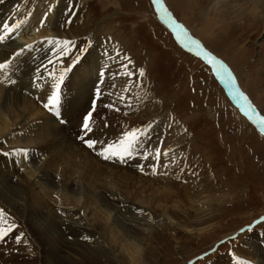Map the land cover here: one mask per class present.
Instances as JSON below:
<instances>
[{
    "label": "rangeland",
    "instance_id": "rangeland-1",
    "mask_svg": "<svg viewBox=\"0 0 264 264\" xmlns=\"http://www.w3.org/2000/svg\"><path fill=\"white\" fill-rule=\"evenodd\" d=\"M47 1L42 6L49 15L50 30L54 35H49L48 31L42 30L41 37L71 39L76 42L77 47L81 50L77 53L81 56L79 63L71 67L65 81L67 94L64 103L61 105L63 117L68 122L66 125L60 124L52 114L47 113L38 104L33 95L28 94L29 92L36 94L35 89H39L42 91L39 96L44 98L51 92L50 84L52 81L45 79L38 87L34 83V78L38 75L32 74L36 68L34 71L28 70L27 73H21L22 66L28 61L26 57L13 60L14 65H12L11 73L4 70L0 71V112L9 120L16 121L15 119L20 116L25 117V121L21 122L25 123L27 119H30L28 115L35 113V111L33 112V105L39 106L41 113L42 111L45 112L54 122L56 120L59 125L58 127L55 124L56 137L58 139L66 137L65 141L72 145V150L70 145V149L67 148L68 146L62 147L57 138H49L52 141H46L47 135L43 132L44 127L36 122L31 124L26 122L22 127L15 125L14 128L12 127L5 132L1 131L0 126V141H6L0 144V208H4L14 218L19 225L18 231L25 233L28 237H25V240L18 244L14 239L16 233H13L5 242H2L5 243L3 250L9 251L8 246L25 249L33 241L34 245H38L40 254L45 255L44 245L40 243L46 238H51L50 243L53 246L58 244L62 247V242L72 246V248L63 250L64 257L61 258L63 261L57 259L56 254L51 256L52 259H49L52 260V264H61V261L62 264H65L66 261L75 264H189L190 261L192 264H260V261L264 260L262 254L260 256L257 254L256 258L250 259V257L242 254V251H244L243 247L248 239H253L254 236H256L254 239L256 244L259 242L258 238L264 240V221L261 220V217H264V134L260 132L255 122H250L251 120L241 112L238 105L231 99L220 77L215 75L212 65L191 53L179 42L171 28L163 23L152 4V0ZM202 2H206V0H202L201 5ZM164 3L195 38L199 39L213 54L225 61L236 77L237 85L241 91L248 96L260 115H264V22L260 24L259 22L256 24L254 22L242 23L240 27L235 26L234 28L239 29L229 30L223 37L213 26V19L219 17L223 13V9L218 10L216 14H206L205 11L201 10L203 7L198 5V0H173V7L168 0H164ZM41 4L42 0H0V24L14 22L25 17H28L29 20L28 14L37 15ZM73 5H75V12L71 15L72 22L67 23ZM184 5L185 7H182ZM49 8H52L51 12H49ZM25 26L28 27V25ZM9 41L0 44L3 45ZM42 47L40 56L44 57L39 59V66L37 67L42 68L41 71L43 70L42 66L47 64L48 58L52 57V52L48 48L49 44ZM84 48H88L89 51L84 53L82 51ZM15 50L16 53L18 49ZM13 56L14 53L11 57L13 58ZM84 58L93 61V63H98V60H101L98 66L99 73L97 71L94 73L93 82L88 84L85 90L80 77L88 72L91 65L81 63L86 62ZM126 58L132 59L131 67L134 66L133 71L137 73V76H139V69L143 68L145 70L143 76H146L151 83L153 92L150 104L152 103L155 109L150 113V116L153 119L154 127L163 115H167V123H180L179 129L168 133L167 146L171 150L177 149L178 155L183 153L182 148L185 147V155L188 151L190 152V159L188 157L187 160L190 163L185 168H178V172L174 173L185 171L186 176L190 178L191 172H198V180L193 181L196 189L194 192L191 190V194H195L196 190L199 192L208 190L210 187L205 184L207 179L209 182L210 180L213 182L215 189L214 191L211 190L210 195L199 199L196 204L191 202L190 189L187 190L189 185L186 186L185 179H182V183L179 182L180 184L177 185L172 183L170 186L171 188L173 186L175 191L178 190V196L153 198L156 201L154 202L150 196L154 197L156 193H151V195L150 192L135 184L133 185V180L136 179L126 183L124 178L122 179L124 177L122 175L120 176L121 179L119 177L120 180L117 178L114 180L110 176H102L99 186L96 187L94 186L98 184L96 180L90 182L87 178L82 179L80 177L83 186L85 185L88 190L83 187L81 194L76 191L77 197L81 196L83 200L87 194L88 198L85 199L91 208L85 212L81 207L79 212L80 208L76 205L78 202L70 201L69 195L65 194L61 200L69 205H75L73 207L75 210L69 211L71 216H68L67 212L56 208L54 205L56 200H53V195L47 196L41 187L37 188L34 185L37 179H32L36 174H31L28 167L24 171V167L30 165L29 167L33 166L34 169H37L38 165L30 153L39 155L38 160H42V166H45V170L48 167L51 173L55 177L57 176L58 179L56 180L61 178L63 183L66 177L59 176L72 161L79 162V164L77 163L78 173L74 170L77 175L84 171L80 169L83 168L81 162L84 160H87V163H92V161L102 159L96 158L99 156L78 140L77 136L84 133L77 128L83 113L90 106L93 89L99 77L105 78L103 83H109L110 80L114 82L115 80L116 76L112 75L114 71L110 68V71L107 69L106 73L104 67H101V63H107L110 59L109 63L113 64L112 66L120 67V64L126 62ZM8 59L0 47V62ZM73 59L75 56L66 57L63 66H72ZM60 67L57 65L58 69ZM78 68L84 69V71H79ZM43 75L47 77L46 72H43ZM9 79L15 80V83L9 84ZM135 81L136 83L133 85L125 83L124 87L115 88V85L111 90H107L104 87L105 84L101 85L99 107L92 120L94 135L96 136H93L94 138L103 140L100 137V132L95 130V126L99 125L101 120L108 117L111 119L110 116H113V112L117 114L118 119L122 115H129L120 108V111H114L107 107V105L112 104L113 100L118 107L129 104L128 108L133 109L139 105L138 102L147 101L146 96L142 97L144 93L146 94L142 85L144 77H139V86L138 80L135 79ZM76 85L78 90L84 91L82 100L77 98V90L74 88ZM124 88L127 91L123 95L128 97V100L120 101L114 93L120 92ZM22 99L25 100L22 101L23 103L21 102ZM13 112L17 116H13ZM135 112L136 110L133 113ZM108 122L105 123L109 124ZM141 124H143L142 120L136 118L133 123L128 122L127 126L132 128ZM123 129L128 128L125 126ZM103 130L104 127L101 128V132ZM64 132L65 134H63ZM156 132L157 129L154 130V135ZM118 136V133L114 134L110 140ZM49 137H52L51 134ZM107 140L109 139L107 138ZM164 140L165 136L157 138L158 143ZM39 142L42 144L40 145ZM177 145H181V151ZM14 148H28L30 150L29 158L25 159L19 155L7 154ZM157 148L162 149L161 147ZM64 150L68 152L65 151L63 154ZM80 150H88V153L84 151L85 156L83 151L84 155L80 153ZM55 152L60 153L58 154L59 157ZM51 153L52 155H50ZM78 154H81L79 155V158L81 156L80 159L76 158ZM49 158L51 161L55 160L49 164ZM170 159L167 156L162 161L167 162ZM179 160L180 158L177 157V162ZM21 162L23 164L25 162L24 166ZM111 163L114 164L115 171L113 173L119 170L116 175L125 173L126 176V173L130 174L128 169L133 165L137 169L134 160L121 165L112 161ZM139 174L141 175V172ZM168 175L166 174V176ZM151 180L154 178L152 177ZM138 181L137 183L143 184L142 181ZM42 183H46L44 179ZM45 187L47 189L52 188L54 191L57 190L51 184L46 183ZM97 188L98 192L104 189L103 192L117 193L124 199L119 204H117V200L114 202V204L119 205L118 212H116L117 209H112L111 216H102L100 221L91 219L89 215L93 210H100V193L98 194ZM26 190L29 193H26ZM16 199L17 202L14 207L13 202ZM158 200L164 201L161 202L162 207L157 205L160 203ZM20 203H22L21 206H31L39 210L42 216L28 218L25 212L18 209ZM174 203L180 204L181 207L178 206L179 209L173 208ZM171 207L177 214L171 213L174 222L169 221L162 213V209ZM50 210H54L51 211L54 213H48ZM50 214L54 217L51 218ZM85 214L89 216L87 217ZM79 215L86 220L81 218L76 224L79 225L80 223L79 226L91 228L90 231L84 230L81 233H76L63 223L65 218L78 219ZM257 221L260 222L257 223ZM128 226L135 227V231L133 228L128 229ZM241 229L244 231L241 232ZM217 244L219 245L216 250L206 256H201L202 253L211 251ZM16 250H14V254L17 255L18 249ZM16 261L21 262L18 257L8 262L14 263ZM3 262H7V260H2L0 255V264Z\"/></svg>",
    "mask_w": 264,
    "mask_h": 264
},
{
    "label": "bare ground",
    "instance_id": "bare-ground-1",
    "mask_svg": "<svg viewBox=\"0 0 264 264\" xmlns=\"http://www.w3.org/2000/svg\"><path fill=\"white\" fill-rule=\"evenodd\" d=\"M170 1V4L172 6L173 3V0H168ZM201 1L202 0H198V5L200 7H203L201 10L202 11H205V13L209 14V13H213V14H216L218 10L220 9H223L224 11H222L223 13L219 16V17H213L214 19V22H213V26L215 28H217L216 30L218 32H220L223 37L225 35L226 32H228L229 30L232 31V30H237L239 28H235V26H238L240 27L242 25V23L246 24V23H252L254 22V24H256L257 22H259V24L261 22H264V0H206V2H202V5H201ZM204 1V0H203ZM48 1L47 0H42V4L39 5V8H38V13L37 15H31L29 18L34 20H28L29 23H27L26 25H28V27H26L25 25L21 28L20 30V36L17 40H10L8 43H5V44H0V47L5 55V57L8 59L11 57V55L13 53H15V49H19L21 46H23L24 44H29V43H33V42H37V41H43L44 38L41 37V34H42V30L44 31H48L49 32V35H54L52 34L51 30H50V26L51 24L49 23V20L46 22V25L45 27L41 28L40 31H36V28L39 27V21L40 19L44 16V14L46 13V11L44 10V7L42 6L44 3H47ZM177 2V1H176ZM191 2V1H190ZM192 3V2H191ZM13 4H15V1H13ZM176 4V3H175ZM193 5V4H192ZM195 5V4H194ZM174 6V5H173ZM172 6V7H173ZM167 7V6H166ZM182 7H185L182 6ZM194 7V6H193ZM188 8V7H186ZM196 8V7H195ZM199 8V7H198ZM197 8V9H198ZM175 9V8H173ZM184 9V8H183ZM10 11V10H9ZM9 13V12H8ZM262 25V24H261ZM213 27V28H214ZM52 29V28H51ZM48 34V33H47ZM229 34H232V33H229ZM55 35L57 36V34L55 33ZM217 35V33H216ZM43 36V35H42ZM48 36V35H47ZM232 36V35H230ZM229 36V38H230ZM227 37V36H226ZM231 39H233L231 37ZM239 39V38H238ZM235 40V38H234ZM228 41V40H227ZM238 41V40H237ZM236 41V42H237ZM18 42V43H16ZM180 42V41H179ZM226 42V41H225ZM232 42V41H231ZM230 42V44H231ZM235 43V42H234ZM47 43H42V44H38L36 46V48L32 49V50H28V51H25L22 55H20L18 58H22V57H26L28 58V61L27 63H25L22 68H21V73H27L28 70H31V71H34L35 68H37L39 66L38 64V61L40 58H43L44 56H40V52L42 51V46H45ZM49 49L51 48V45H49L48 47ZM240 48V47H239ZM238 50V49H237ZM240 50V49H239ZM238 53V52H237ZM236 53V54H237ZM239 54V53H238ZM243 55V54H242ZM51 56H52V53H51ZM48 57V56H46ZM50 57V56H49ZM150 59V58H149ZM84 61L86 62H81V63H86V64H90V68L88 69V72L87 73H84L81 75L80 77V80L82 82V85H83V89L85 90L88 86V84H91V82H93V75L94 73L97 71L99 73V62L101 60H98L99 62H94L89 60V59H85L84 58ZM107 61V60H106ZM105 61V62H106ZM19 62V61H18ZM17 62V63H18ZM110 59H108L107 63H104L102 64L101 63V67H104L103 69L106 71L107 73V69H112V71H114V73L116 72H122L123 69L120 68V67H116L115 66H112L110 63ZM22 63V62H21ZM96 63V64H95ZM19 64V63H18ZM119 64V63H118ZM263 64V63H262ZM42 65V64H41ZM121 65V64H120ZM18 67V66H17ZM133 67L132 66V70H133ZM13 68V67H12ZM79 71H84V69H80L78 68ZM137 69V68H136ZM238 69V68H237ZM19 70V69H18ZM15 72V70H14ZM42 73L44 72V70L41 71ZM35 71L32 73L34 74ZM102 75V74H101ZM107 76V75H106ZM99 77V76H98ZM142 78L144 77V81H142V85H143V90L146 92V94L144 93L142 95V97H147V101L146 102H138V106L135 107L134 109L133 108H128L129 107V104H125V105H122L120 106L119 108L128 113L129 117L125 115H122L119 119H121V121H119L118 117H117V114L113 112V116H110L111 119L108 117L107 119L105 120H101L100 121V124L95 126V130L98 131V133L100 132V137H102V139L104 141H106V139H110L111 137L114 136V134H119L118 137L121 136L122 132L123 131H129L131 130L132 128H140V127H143L145 126L146 124L148 123H152L153 124V119H151V116H150V113L152 111H154L155 109V106L153 107L152 103L150 104L151 102V94H152V90H151V83L149 81V79L146 77V76H141ZM105 79V78H104ZM109 79V78H108ZM120 79H122L120 81ZM135 79H137V77H132V81L129 79V77H125L123 75H118L115 77V80L114 82H112L111 80L109 81V83H103L102 85L105 84V88L107 90H111L112 88H114V86L116 85L115 88H118V87H124L125 83L127 82L128 85H133V81H135ZM118 80V82H116ZM15 81V80H14ZM129 82H131L129 84ZM222 84L226 87V89L228 90L229 92V95L231 97V99L234 100V102L238 105L239 109L241 110L240 108V105L238 104V102L233 98L232 96V93L229 91V88L228 86L221 80ZM12 86V85H11ZM138 86H139V80H138ZM91 87V86H90ZM46 88V87H45ZM74 88H76L75 90H77V98L82 100L83 97V93L84 91L82 90H78L77 89V85L74 86ZM73 88V89H74ZM104 88V89H105ZM146 88V89H145ZM125 89V88H124ZM42 91L39 90V89H35V93L38 94V96L40 95ZM19 93V92H18ZM44 94V93H43ZM123 94H125V92H123ZM17 96V95H15ZM43 96V95H42ZM40 97V96H39ZM106 97V96H104ZM24 98V97H23ZM110 98V96H109ZM7 99V98H6ZM18 99V98H17ZM146 99V98H145ZM20 100V99H19ZM5 101V100H4ZM22 101H25L24 99L21 100ZM29 101V100H28ZM142 101V100H141ZM38 104H40V101H37ZM44 102V101H43ZM16 103H19L16 101ZM23 103V102H22ZM21 104V103H20ZM19 104V105H20ZM101 104V103H100ZM112 104H114V100L112 101ZM24 105V104H23ZM102 105V104H101ZM19 108V107H18ZM127 110V111H126ZM134 110H136L135 113ZM35 111V113L31 114V115H28V117H30V119H27L26 122H28L29 124L33 123V122H36L38 125H40L41 127H44L43 129V132L45 133L46 138L45 140H50L49 138H57L56 137V129H55V124L59 127L58 123L53 121V119L51 117H48L45 112L42 111L41 113V109L39 108V106L37 105H33V112ZM37 111V112H36ZM108 111H110V109H108ZM40 112V113H38ZM241 112L243 113V111L241 110ZM45 115H44V114ZM133 113V114H132ZM13 116H17V114H15L14 112L12 113ZM132 114V115H131ZM244 114V113H243ZM260 114V113H259ZM10 115V114H9ZM153 115V114H152ZM245 115V114H244ZM246 116V115H245ZM136 118H140L143 122V124H141L140 126H134L132 128L128 127L127 126V123H133L134 122V119ZM16 121L14 120H9L7 117H5L2 112H0V126H1V131L2 132H5V131H8L9 129H11L12 127L14 128L15 125H19V126H23L26 124L25 123H21L23 120L25 121V117H18L17 119H15ZM106 121H109L108 123L109 124H106L105 122ZM137 121H139L137 119ZM98 124V123H97ZM258 125V124H257ZM62 126V125H61ZM127 127L128 129H123L124 127ZM179 126H180V123H167V115H163V117H160L159 118V122L155 125V127L151 130L150 134L144 138V142L140 145V151H152L154 148H157V147H161L163 149V151H168V149H170L167 143L168 139V133L170 131H175L177 129H179ZM104 127V130L101 132V128ZM259 127V126H258ZM157 129V132L155 133L154 135V130ZM24 130V129H23ZM58 130V129H57ZM61 130V129H60ZM59 132V131H58ZM51 134L52 137H49V135ZM95 133V132H94ZM49 134V135H48ZM65 134V132L63 133ZM70 134V133H69ZM97 134V133H96ZM60 135V134H59ZM105 135V137H104ZM62 136V135H61ZM65 136V135H64ZM95 136V135H94ZM117 136V135H116ZM165 136V140L163 142H157V138H162ZM96 137V136H95ZM66 138V137H65ZM65 138H59L58 141L60 144H62V147L64 146H68L67 148H69V145L70 147L72 146L71 144H68L66 141H65ZM68 138V137H67ZM94 138V137H93ZM179 139V138H178ZM75 140V139H74ZM52 141V140H50ZM57 141V140H56ZM78 141V140H76ZM108 141V140H107ZM71 143V141H69ZM40 145L42 144L41 142H39ZM55 143V142H54ZM53 143V144H54ZM79 144V143H78ZM172 145V144H171ZM48 146V145H46ZM75 146V145H74ZM82 146V145H81ZM180 146L181 145H177V147H179L180 149ZM60 147V146H58ZM57 147V148H58ZM61 147V148H62ZM77 147V146H76ZM75 147V148H76ZM66 148V147H65ZM74 148V149H75ZM190 148V147H189ZM56 149V148H55ZM64 149V148H63ZM70 149V148H69ZM84 149V148H83ZM59 150V149H58ZM68 150V149H67ZM67 150H64V153L65 154V151ZM71 150H72V147H71ZM70 150V151H71ZM183 150V153L181 155H178V150L177 149H173L169 155V157L171 158L170 160H167V162H164L162 161V163L164 165H166L167 167L165 168H161L160 170V173L159 175H153L151 174V172L147 171V168L151 166V163L152 161L149 160V161H145L143 159H136L134 160V164H138L140 161L141 163L139 164H143L146 166V171L144 174L143 172H141V175L139 174V170L138 168L135 169L134 165L133 167H130V174H127L126 173V176H125V173L124 174H118V171H116V173H113L115 170H114V164L111 163V161H103V159H100V160H96V161H92V163H87L85 160L84 162H81L82 163V166L83 168H80L84 171L81 172V174H77V170H78V164L79 162L77 161H72L68 167H66L64 169V172L61 174V176L59 177H66L64 182L62 183L61 182V178L59 180H56L58 179L57 176L55 177L50 169L47 167L46 170H45V166H42V160H38V158H40L39 155H36V154H33V153H30L31 154V157L32 159L34 160V162H36V164L38 165V168L37 169H34L33 166L29 167V166H25L24 167V171L26 170V168L28 167L29 170L31 172V174H36V176L32 179H37V182L34 183V185L38 188V187H41L42 190L45 191L46 195L47 196H51L53 195V200H56L54 205L56 206L57 209L59 210H63L65 212H67L68 216H71L69 215V211H73L75 210L73 207L75 205H69L68 203H65L61 200V197L64 196L65 194H68V198L70 199V201H74V202H78V204H76L77 206H79V212L81 211V207L84 209L85 212H88V209H90L91 207L88 206L86 200L85 199L86 197L88 198V196L85 195L84 199L82 200L83 197H77V194H76V191L78 192V194L80 193L81 194V190L83 192V187L86 188V186L82 184L81 182V179L80 177L83 178H87L88 181L90 182H93L91 180H96L98 182V184H95L94 186L98 187L99 184H100V181L102 180V176L103 177H112L114 180L115 178L119 179V177L122 175L124 177H122V179L124 178V181H132L133 179H136V180H133V185H137L138 187H140L141 189H144L145 191H148L151 193H156L154 195V197L150 196L152 201H154L153 198H162V197H170V198H174L175 196H178L179 193H178V190H174L173 186L172 188L170 187L173 183V185H177L179 182H181L182 179H185V184L186 186H188V189L189 190V193L190 191L192 190L194 192V189H196V187L193 185V181H195L197 179V174L198 172H195V173H190L191 176L190 178L188 176H186L185 174V171L183 173H177L175 174L174 172H178V168H185V166H187L190 162H187L188 160V157L190 156V152L188 151L187 149V153L185 155V147L182 148ZM57 151V150H56ZM74 151V150H73ZM81 151V150H80ZM83 151V150H82ZM82 151L80 153H82ZM86 151V150H84ZM83 151V153H84ZM88 151V150H87ZM86 151V152H87ZM181 151V149H180ZM53 152V151H52ZM63 152V151H62ZM68 152V151H67ZM78 152V150H77ZM76 152V153H77ZM90 152V151H89ZM56 153V152H55ZM72 153V152H71ZM82 153V154H83ZM88 153V152H87ZM92 153V152H91ZM57 154V153H56ZM60 154V153H58ZM57 154V156H58ZM67 154V153H66ZM85 156H86V153H84ZM83 154V155H84ZM90 154V153H89ZM93 154V153H92ZM52 155V153L50 154ZM76 155V154H75ZM79 155L81 154H78V157L76 158H79ZM56 156V157H57ZM69 156V154H68ZM84 156V157H85ZM90 156V155H89ZM92 156V155H91ZM94 156V155H93ZM92 156V157H93ZM48 157V156H47ZM59 157V156H58ZM65 157V156H64ZM62 157V158H64ZM83 157V156H82ZM88 157V156H87ZM96 157V156H95ZM167 156H163L162 159L166 158ZM177 157L180 158L179 162H177ZM46 158V157H44ZM54 158V157H53ZM61 158V156H60ZM70 158V157H69ZM72 158V157H71ZM73 158L75 159V157L73 156ZM81 158V156H80ZM79 158V159H80ZM89 158V157H88ZM91 158V157H90ZM96 158H100V157H96ZM47 159V158H46ZM59 159V158H58ZM68 159V158H66ZM86 159V157L84 158ZM95 159V158H94ZM190 159V157H189ZM55 159H53L52 161H54ZM61 160V159H60ZM65 160V159H63ZM70 160V159H69ZM77 160V159H76ZM44 161V160H43ZM51 159L49 158V164L52 163ZM67 161V160H66ZM79 161V160H78ZM83 161V160H82ZM90 161V160H89ZM171 161V163H170ZM27 162V161H26ZM48 162V161H47ZM58 162V161H57ZM65 162V161H64ZM63 162V163H64ZM70 162V161H69ZM20 163V162H19ZM22 163V162H21ZM56 163V162H55ZM61 163V161H60ZM67 164V162H65ZM78 163V164H77ZM133 163V162H132ZM23 164V163H22ZM25 164V162H24ZM23 164V166H24ZM48 164V163H47ZM57 164V163H56ZM117 164V163H116ZM21 165V164H19ZM121 165V164H119ZM61 166V165H60ZM116 166V165H115ZM131 166V165H130ZM190 166V165H189ZM76 173H75V171ZM127 170V171H128ZM138 170V171H137ZM72 171V172H70ZM62 172V171H61ZM129 172V171H128ZM123 173V172H121ZM169 174L168 176H166V174ZM115 174V175H114ZM28 175V173H27ZM154 178V180H151L152 177ZM195 176V177H194ZM200 176V175H199ZM211 176V175H209ZM138 177H141L140 179ZM151 177V178H150ZM194 177V179H193ZM44 179V181L47 183V184H51L53 187H55L57 190H53L52 188L51 189H47L45 186H46V183H42V180ZM85 179V180H87ZM112 179V180H113ZM121 179V177H120ZM119 179V180H120ZM207 179V178H206ZM214 179V178H213ZM111 180V178H110ZM142 181V183H137V181ZM198 180V179H197ZM201 180V179H200ZM136 181V182H135ZM138 181V182H139ZM84 182V181H83ZM86 182V181H85ZM116 182V181H115ZM121 182V181H120ZM14 183V181H13ZM124 183V182H123ZM179 183V184H180ZM195 183V182H194ZM205 184L210 187L208 190H203V191H198L196 190V193L195 194H191L189 195L190 199H191V202L193 203H196L199 202L198 200L203 198V197H206L208 195H210V192L211 190L214 191L215 187L213 186V182L210 180L209 182V179H207L205 181ZM87 185V184H86ZM92 186V187H94ZM119 186V185H118ZM182 186V185H181ZM132 187V186H131ZM204 187V186H203ZM135 189V188H134ZM204 189V188H203ZM206 189V188H205ZM88 190V189H87ZM104 190V189H103ZM103 190H100L98 192V188H97V192L98 194L100 193V201H101V206H100V210H93L90 215V218L95 220V221H100L99 219H101V217H106V216H111L112 214V209H117L116 212H118V208H119V202H122V200L124 201L123 197H121L120 195H118L117 193L116 194H113L111 191L112 194H108L106 191L103 192ZM112 191H114L112 189ZM144 191V192H145ZM205 193V195H203ZM26 193H29L28 190H26ZM41 193V192H40ZM147 194V193H146ZM152 195V194H151ZM110 196V197H109ZM113 196V197H111ZM116 196V198H115ZM120 196V197H119ZM149 197V198H150ZM214 197V196H213ZM17 198V197H16ZM90 198V197H89ZM112 198V199H111ZM113 200V201H112ZM117 200V201H116ZM149 200V199H148ZM212 200V199H211ZM117 202V204H114V202ZM151 201V200H150ZM159 201V200H158ZM163 201V200H162ZM161 201V202H162ZM16 202H17V199L13 202V206L15 207L16 206ZM156 202V201H154ZM160 202V201H159ZM160 203H158L157 205H159L160 207H162L163 205ZM164 202V201H163ZM177 202V200H176ZM149 203V202H148ZM22 203H20V206H18V209L25 212L26 215L28 216V218L31 219L32 216H35V217H40L42 216L41 212L37 209H34L33 207L31 206H28V207H24V206H21ZM150 204V203H149ZM168 205V204H167ZM178 206L181 207V205L179 204H176L174 203V206L173 208H178ZM195 206V205H194ZM109 209V210H107ZM157 207V206H155ZM159 208V207H158ZM173 208H164L162 209L163 210V214L165 215V217L169 220V221H173V217L171 216V213H174L175 215L176 212L173 210ZM53 209V208H51ZM77 209V208H76ZM82 209V210H83ZM179 209V208H178ZM51 211H54V210H50L48 213H54V212H51ZM57 213V212H56ZM199 213V212H198ZM52 214L51 215V218L54 217ZM115 214V213H114ZM87 217L89 216L88 214H85ZM94 216V217H93ZM79 218H68V219H64L63 220V223H65V225L69 228H71L74 232H79L81 233V231H90L91 228H86V227H82V226H79L77 225L78 223V220H80L81 218L83 219L84 217H82L81 215L78 216ZM85 219V218H84ZM86 220V219H85ZM84 221V220H83ZM81 222V221H79ZM174 222V221H173ZM176 222V221H175ZM61 223V222H60ZM77 223V224H76ZM178 225H182L181 223H177ZM83 225V223H82ZM137 225V224H136ZM139 225H140V222H139ZM89 227V226H88ZM135 231V227L133 226H128V229H132ZM70 229V230H71ZM138 229V228H137ZM143 229V228H142ZM200 230V229H199ZM27 237V236H26ZM28 238V237H27ZM256 238V236L253 237V239H248V241L246 242V244L244 245V251H242V254H245L246 256L250 257V259L252 258H256L257 254L260 256V254L263 255L264 257V240H262V238H258L257 240H259V242H257L256 244V241H254V239ZM25 240V239H24ZM52 239L51 238H46L44 240L41 241V245H44V254H40V250L38 249V245H34L35 243L32 241L30 244H29V247L28 248H16L14 246H8V248L10 249L9 251H4L3 248H4V244L5 243H0V255H1V259L2 260H7V262H3L2 264H52V257L55 256L56 254V257L57 259L59 260H62L64 257V255L62 254L63 253V250L65 248H72L71 245H66L65 242H62L63 246H59L57 244V246H53L50 241ZM27 243V242H25ZM12 248V249H11ZM41 248V247H40ZM18 249V254H14V250ZM253 249H255L256 251H254ZM66 250V249H65ZM70 250V249H69ZM77 250V249H76ZM16 253H17V250H16ZM43 256V258H42ZM52 256V257H51ZM19 258L21 262L19 261H16L14 263H9L8 261L10 260H14L15 258ZM68 257V256H67ZM133 257L135 258V255H133ZM247 257V258H248ZM48 258V259H46ZM51 258V259H49ZM62 258V259H61ZM66 258V257H65ZM43 259H45V261H42ZM71 259V258H70ZM85 259V258H84ZM67 260V258H66ZM63 261V260H62ZM62 261H61V264H62ZM69 261V259H68ZM84 261V260H82ZM52 262V263H51ZM60 262V261H58ZM71 262V261H70ZM66 263L65 264H75V263ZM218 262V261H217ZM251 262V261H250ZM64 263V262H63ZM216 264H220V263H216ZM242 264V263H241ZM260 264H264V260L260 261Z\"/></svg>",
    "mask_w": 264,
    "mask_h": 264
},
{
    "label": "snow or ice",
    "instance_id": "snow-or-ice-1",
    "mask_svg": "<svg viewBox=\"0 0 264 264\" xmlns=\"http://www.w3.org/2000/svg\"><path fill=\"white\" fill-rule=\"evenodd\" d=\"M152 4L155 6L160 18L164 20L169 28H171V30L176 34V38L180 41V43L189 51L195 52L197 56L203 57L204 60L212 65L216 75L219 76L220 79L228 86L229 91L232 93L233 98L240 105V108L244 114L248 116L253 122L258 124L260 132L264 134V115L259 114L255 105L251 103L248 96L243 91H241L240 87L237 85L236 77L233 75L232 70L225 63V61L214 55L213 52L208 50L199 39L195 38L194 35L189 32L188 28L184 24L180 23L177 18L168 10L164 0H152ZM51 11L52 8H49V12ZM73 12H75V5H73L72 12H70L69 18L66 21L67 23L72 22L71 15ZM28 15L30 17L32 14L29 13ZM48 19L49 15L48 13H45L40 19L39 27L36 28V31H40L41 28L45 27ZM27 23L28 17L15 20L14 22H5L0 24V43H3L7 40L18 39L22 26L26 25ZM42 43L51 45L50 51L52 52V57L48 58L47 64L42 66L44 72L47 73V77H45L42 73L41 75L35 77V80L37 83H43L45 79L52 81L50 84L51 94L48 95L46 101L43 102V107L47 111L54 113L56 116H60L62 85L65 81L67 73L71 71V66H63L64 59L66 57L75 56V59L72 60V66H75V64L79 63L81 59V56L77 54L81 50L77 47L75 41L59 37H45L43 41L24 44L18 49L16 53H14L13 59L0 62V71L8 69L15 58H18L25 51L32 50L36 48L38 44ZM82 51L87 53L89 49L84 48ZM117 59H119V56H117ZM57 65H60L61 67L58 69ZM131 65L132 59L126 58V62H123L120 65V68H122L123 71L112 73V75H123L129 78L137 77V80H139V77L145 74V70L140 68L139 76H137V73L131 70ZM108 71H110V69ZM8 82L9 84L15 83V81H12L11 79H9ZM133 83H136V81H133ZM125 91H127L126 88L121 89L120 92L114 93V95H116L117 99L120 101L128 100V97L123 95V92ZM96 96H101V90L97 89ZM107 107L112 108L114 111H120L119 107L115 104H109ZM94 111L95 105H93V110L87 114V117L82 123V130L84 134L78 137V139L88 149L92 150L104 161H112L120 164H127L129 161L136 160L138 158L145 161L151 160V166L147 168V171L151 172L153 175L161 174V168L167 167L162 163V157L169 156L172 151L171 149H168V151H163L160 148H154L152 151H140V145L144 142V138L150 134L154 127L152 123H148L140 128H132L130 131H123L118 140L107 143L99 138H93L95 134L92 127ZM4 142L6 141H0V144ZM29 151L30 150L28 148H14L11 149L7 154L19 155L27 159L29 158ZM137 168L140 172L146 171V166L143 164H137ZM261 220L264 221V217H261ZM259 222L260 221H257V223ZM18 229L19 225L15 222L14 218H12L4 208H0V243L5 242L6 239L13 233H16L14 236L16 243L19 244L23 242L26 234L19 232ZM243 231L244 229H241V232ZM206 255L207 253H205V256ZM189 264H192V262L190 261Z\"/></svg>",
    "mask_w": 264,
    "mask_h": 264
},
{
    "label": "water",
    "instance_id": "water-1",
    "mask_svg": "<svg viewBox=\"0 0 264 264\" xmlns=\"http://www.w3.org/2000/svg\"><path fill=\"white\" fill-rule=\"evenodd\" d=\"M195 53V52H194ZM244 113V112H243ZM247 118H249L248 116H247ZM251 120V119H250ZM252 121V120H251ZM259 126V125H258Z\"/></svg>",
    "mask_w": 264,
    "mask_h": 264
}]
</instances>
